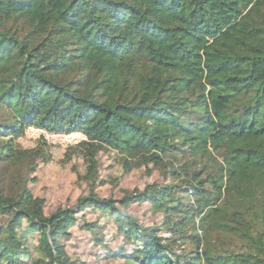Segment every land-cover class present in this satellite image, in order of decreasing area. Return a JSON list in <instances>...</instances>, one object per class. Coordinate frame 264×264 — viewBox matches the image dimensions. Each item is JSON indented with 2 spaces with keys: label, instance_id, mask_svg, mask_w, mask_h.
<instances>
[{
  "label": "trees",
  "instance_id": "obj_1",
  "mask_svg": "<svg viewBox=\"0 0 264 264\" xmlns=\"http://www.w3.org/2000/svg\"><path fill=\"white\" fill-rule=\"evenodd\" d=\"M30 126L84 136L66 154L87 188L49 214L28 187L46 142L14 141ZM106 150L164 182L98 195ZM74 229L98 261L264 264V0H0V264H86Z\"/></svg>",
  "mask_w": 264,
  "mask_h": 264
},
{
  "label": "rangeland",
  "instance_id": "obj_2",
  "mask_svg": "<svg viewBox=\"0 0 264 264\" xmlns=\"http://www.w3.org/2000/svg\"><path fill=\"white\" fill-rule=\"evenodd\" d=\"M82 139L84 137L77 132L51 134L30 126L14 140L19 147L25 149H35L43 145V140L46 142L44 149L47 157L44 160H38L36 170L29 174L30 177H35L36 180L28 185L34 196L45 199L44 211L46 214L51 213L58 207L73 205L87 188L86 183L79 179L84 173V164L82 158L78 155V151L70 150L66 154L68 147L76 145ZM98 157L100 160L99 175L103 183L99 184L95 191L102 197L117 199L126 190L142 189L145 184L154 181L164 182V178L157 168L147 171V168L139 166L126 172L119 161V155H116L112 150L100 151ZM21 167L23 171H26L24 165ZM78 173L80 176H78ZM3 180L8 184L10 178L5 176L1 182ZM5 189L8 190V188ZM129 211L143 225L159 223L162 217L161 214H154L146 203L141 205L132 204ZM95 216V214H88L86 218L93 220ZM103 231L110 237L108 238L110 240L109 245L111 247L116 246L118 242L112 239L116 235V227L108 224ZM160 234L163 235L164 233L160 232ZM66 249L72 258H77L86 264L89 262L92 264H122L121 260L112 258L98 261V258H96L97 253L101 249L93 245L87 231L82 232L74 229L73 236L66 241Z\"/></svg>",
  "mask_w": 264,
  "mask_h": 264
},
{
  "label": "built area",
  "instance_id": "obj_3",
  "mask_svg": "<svg viewBox=\"0 0 264 264\" xmlns=\"http://www.w3.org/2000/svg\"><path fill=\"white\" fill-rule=\"evenodd\" d=\"M78 134H80V135H82L81 133H78ZM83 136V135H82ZM84 137V136H83Z\"/></svg>",
  "mask_w": 264,
  "mask_h": 264
}]
</instances>
